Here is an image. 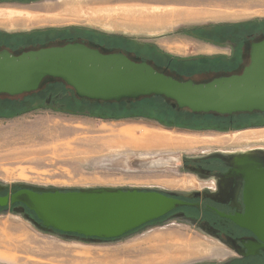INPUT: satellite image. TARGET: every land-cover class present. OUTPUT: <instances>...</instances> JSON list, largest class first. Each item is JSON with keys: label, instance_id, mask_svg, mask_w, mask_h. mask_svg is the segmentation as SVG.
I'll list each match as a JSON object with an SVG mask.
<instances>
[{"label": "rangeland", "instance_id": "rangeland-1", "mask_svg": "<svg viewBox=\"0 0 264 264\" xmlns=\"http://www.w3.org/2000/svg\"><path fill=\"white\" fill-rule=\"evenodd\" d=\"M157 1L0 0V7L26 10L0 19L1 45H12L13 50L21 49L20 46L23 49L38 46L37 41H29V38H25L22 45L13 44L15 39L8 36L28 32L30 29L50 28L49 26L98 24L116 31L136 32L140 37V32L144 31L177 28L183 32L186 27L209 20L215 21L218 18H209L213 16L211 11H218V8H221V21L264 16V0H180L193 13L191 19L173 25L143 24L139 28L123 29L112 25L108 20H98L100 15L113 18L129 13L126 6L117 5H151ZM28 11L32 13L27 14ZM212 45L217 47L214 49L205 45L201 48L202 53L210 54L214 50L230 53L227 44ZM171 47L174 51L178 48L181 53L188 54L185 52L186 47ZM234 60L236 59L195 60L193 63H199L207 72L194 74L191 78L199 81L211 78L216 71L232 70L237 64ZM170 72L177 71L172 69ZM178 72L183 73V70L179 69ZM45 85L40 91L20 95L18 99L0 95V100L14 98L13 100L19 102L25 97L28 103L19 110L8 109L7 104L0 103V184L5 186L1 193L10 192L18 183L63 189L153 186L164 190L183 191L193 186L201 187L202 184L197 183L190 174H184L183 179L159 177L158 172L139 162L149 154L161 157L162 153H171L179 156L202 149H245L264 145V128L242 130L244 128L237 125L238 128L228 129V125L222 128L218 124H223L218 122L214 123L215 127H208V130L182 132L170 130L167 124L147 116L113 117L109 112H103L111 109H100L97 106L92 108L100 111L94 113H88L93 109L81 105H77L80 107L77 112L71 111L74 106L69 99L73 98L74 92L58 85ZM12 110L15 112L12 113ZM166 169L169 174H175L174 166ZM11 208L8 205L0 210V264H192L200 260H223L228 257L226 251L221 255L211 254L208 250L192 251L193 247L200 244L195 236L204 237L174 218L118 239L91 241L39 230L23 214ZM204 241L207 242L205 246L210 247L209 244H213L207 238ZM159 245L172 246L176 253L149 261L142 258L146 253L144 249ZM141 250H144V254L138 255Z\"/></svg>", "mask_w": 264, "mask_h": 264}, {"label": "water", "instance_id": "water-1", "mask_svg": "<svg viewBox=\"0 0 264 264\" xmlns=\"http://www.w3.org/2000/svg\"><path fill=\"white\" fill-rule=\"evenodd\" d=\"M246 47L248 60L240 70L199 81L147 59L132 58L123 50L80 40L16 50L0 48V95H25L48 82H62L76 97L91 101L158 95L177 110L193 113L264 112V35ZM254 153L260 154L255 150L232 153L234 164L244 165L241 173L245 179L244 213L234 219L264 243V168ZM16 186L0 194V207L10 205L39 230L91 241L118 239L172 209L192 205L174 197V192L157 188ZM4 188L0 184V192Z\"/></svg>", "mask_w": 264, "mask_h": 264}, {"label": "flooded vegetation", "instance_id": "flooded-vegetation-1", "mask_svg": "<svg viewBox=\"0 0 264 264\" xmlns=\"http://www.w3.org/2000/svg\"><path fill=\"white\" fill-rule=\"evenodd\" d=\"M28 1L26 0V2ZM10 9L14 10V8ZM15 11L26 10L15 9ZM26 13L31 14L32 12L28 11ZM49 27L45 29H30L28 32L16 33L8 37L15 39L13 44L19 45L23 44L26 37L29 38V41H37L38 45L80 40L114 51L123 50L132 58L140 57L149 61L151 58L148 59L146 56L152 55L153 57L151 49H158L151 38L145 36L139 37L137 36L139 34L136 32L108 29L98 24L95 26L69 24L66 26ZM183 32L208 43L216 45L227 44L230 47L229 54L226 52L211 55L201 53L186 58L192 60L222 58L228 61L236 59L234 61H237L236 67L238 68L235 67L236 69L233 68L228 71L219 70L213 75L221 72H232L237 71L242 64L247 62L248 52L245 51L247 44L252 40L263 37L264 16L257 15L233 21H208L203 24L186 27ZM221 37H224V39H221ZM1 44L0 41V48L13 50L12 45ZM22 47L20 46V48ZM139 49H142V52ZM152 59L156 60L155 58ZM160 59L158 58V60ZM241 114L223 115L228 119V129H234L237 125H241L240 128H244L242 130L264 128V112L243 113L245 117ZM144 123L152 124L151 122ZM219 123L223 124L224 122L220 120ZM166 126L170 130L182 132L208 130V128L196 129L171 124H167ZM262 149H264V145L251 146L245 149H202L192 154L179 156H174L171 153H162L161 157L152 154L147 155L139 163H143L144 166L150 168L152 171L158 172L159 177L168 179L180 177L183 179L184 174H190L202 186H193L183 191L164 190L153 186L143 187L142 189L157 188L164 193L166 191L174 192L176 193L173 195L174 197L186 200L192 203V205L172 209L165 215L127 232L126 235L174 218L184 222L198 235L209 239L214 244L208 243L210 247L205 246L207 242L204 241V238L195 236L200 244H196L197 246L193 247L192 251L201 252V250H208L209 253H213L214 255H216L215 253L221 255L224 251L227 252L226 256L228 257L226 259L218 260L215 258L216 260L213 261L200 260L192 264H264V243L250 229L239 225L234 219V217H238L244 213L243 188L245 179L241 173L244 165H240V163L239 165L237 163L234 164V156H232V153L238 151L255 150L260 154L254 153L253 155L260 162L261 167L264 168V152ZM168 166L176 168L174 175L166 172ZM0 194L4 193L0 192ZM176 214L177 217H175Z\"/></svg>", "mask_w": 264, "mask_h": 264}, {"label": "trees", "instance_id": "trees-1", "mask_svg": "<svg viewBox=\"0 0 264 264\" xmlns=\"http://www.w3.org/2000/svg\"><path fill=\"white\" fill-rule=\"evenodd\" d=\"M139 51L142 52V49H139ZM151 51L153 52V57L152 55L151 56L147 55V56L151 57V59L155 58L156 60L153 59L154 62L166 66L167 69H171V70L174 69V71L177 72L179 69H182L183 73L180 74H182L185 77L186 76L192 77L194 74L207 72L205 69L201 68L202 65H200L199 63H193V61L195 60L188 58H179V57L172 58L170 55L162 53L159 49L157 50L151 49ZM158 58L161 59L158 60ZM224 61H228V60H224ZM49 85H58L61 88H67V89L69 88L65 86L62 82H48L46 83L45 87ZM42 87L39 89V91L42 89ZM69 89L73 92L71 88ZM19 97L21 96H15L16 99H18ZM72 97L73 98L69 100L72 101L71 105L74 107H72L70 110L76 112L80 110L79 109L80 107H77V105H81V106H88L89 108H91L90 110L93 109L92 107L95 108L99 107L100 109H111L110 110L111 112L108 110H105L103 112L104 113L109 112V115H112L113 117L141 115V116H147L153 119H157L165 124L177 125L182 127H199V128L215 127L214 123H218L220 120L221 122L224 123L223 125L218 124V126L220 127L222 126V128H225L227 126L226 123L228 119L225 118L223 115H214L209 113L208 114L193 113L188 109L177 110L175 107L171 106L168 99L158 95H150L132 100H121L119 102L91 101L84 98H78L75 96L74 93L72 94ZM13 99L9 98V99L0 100V103H5L7 104L8 109L13 108L14 110H19L22 108V106L24 105L26 106L27 98L23 97V100L21 102L15 101ZM97 111L100 110L93 109L90 112L88 111V113H94ZM13 112L15 111L12 110V113ZM241 115H245V114L242 113ZM1 209H3V207H0V210ZM25 211L34 215V213L27 208H25Z\"/></svg>", "mask_w": 264, "mask_h": 264}, {"label": "crops", "instance_id": "crops-1", "mask_svg": "<svg viewBox=\"0 0 264 264\" xmlns=\"http://www.w3.org/2000/svg\"><path fill=\"white\" fill-rule=\"evenodd\" d=\"M117 6L118 7L126 6L129 13H127V15H123V17L114 16L113 18L107 15L105 16L100 15L98 16V20L99 21H101L102 19L108 20L112 25H115L117 27L120 26L123 29H133V28H139L143 24H148L150 26L160 25L161 23H165L166 25H173L178 22L187 21L191 19V15L193 13L191 8L188 7V5H184L183 3H181L180 0H173V1L158 0L155 4H151V5L130 3L125 5H117ZM219 6L221 7V3L219 4ZM202 7L204 9V6ZM151 8H155V9L152 11ZM209 9L210 11L212 10L211 8ZM218 9H219L218 11H214V10L211 11V14H213V16H211L212 18L210 17L209 19H213V17H216L218 19L215 21L221 22V11H220L221 8ZM209 21H213V20H209ZM141 34L142 36L151 38L153 42L157 45V48L162 53L168 54L173 57L186 58L191 55L201 54L203 52L201 48L205 45L206 46L208 45L214 49L217 47L208 42L204 43L203 41L195 38L194 36H189L184 32H181L177 28L169 29V30L160 28V30L158 29L156 32L144 31V32H140V35ZM168 46L170 48H168ZM171 46L182 47V49L183 48L185 49L186 47L185 52L188 54H183L184 52L181 53L180 50H178V48L176 51H174L171 49L172 48ZM217 53H223V52L214 50L207 55L217 54Z\"/></svg>", "mask_w": 264, "mask_h": 264}, {"label": "bare ground", "instance_id": "bare-ground-1", "mask_svg": "<svg viewBox=\"0 0 264 264\" xmlns=\"http://www.w3.org/2000/svg\"><path fill=\"white\" fill-rule=\"evenodd\" d=\"M156 6V5H155ZM159 6V5H157ZM162 7V6H161ZM160 7V8H161ZM163 8V7H162ZM165 8V7H164ZM155 8H151V10L153 11ZM156 11V10H155ZM158 11V10H157ZM14 13H21V11H15L10 9V8H0V19L1 18H9L11 17L12 15H14ZM24 13V12H22ZM248 137V136H247ZM10 142V141H9ZM5 144V143H4ZM9 144V143H8ZM13 144V143H12ZM7 145V144H6ZM10 145V144H9ZM13 149H16L15 147ZM12 149V150H13ZM10 151V150H9ZM172 249V250H171ZM146 251V253L144 254L143 251ZM144 250H141V252L138 254V255H141V254H144L142 255L145 260L149 261V260H152L154 258H159V256H165V255H168V256H171L173 255L174 253H176V249H173L172 246H169V247H166V246H151L149 247L148 249H144ZM137 254V253H136ZM167 257V256H165Z\"/></svg>", "mask_w": 264, "mask_h": 264}]
</instances>
